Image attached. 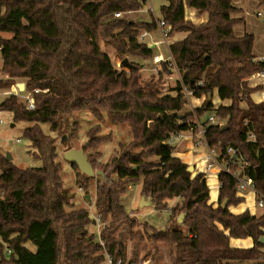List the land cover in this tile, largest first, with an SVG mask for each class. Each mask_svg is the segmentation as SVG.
Wrapping results in <instances>:
<instances>
[{"label": "trees", "instance_id": "obj_1", "mask_svg": "<svg viewBox=\"0 0 264 264\" xmlns=\"http://www.w3.org/2000/svg\"><path fill=\"white\" fill-rule=\"evenodd\" d=\"M161 1V19L171 28L168 36L187 34L169 45L180 77L176 95L146 87L139 65L129 63V72L116 70L101 50V43L112 47L122 61L127 56L152 58L153 51L139 38L142 31H155L157 20L111 19L118 12L140 11L145 1L0 0V34L11 35L0 36L1 72L6 77L0 80V89L23 81L25 92L40 90L33 93L34 110H27L18 99L22 93H12L0 103V111L11 113L14 123L29 124L22 137L30 143L31 158L41 163L19 168L0 158V264H102L104 251L115 263L124 264L129 244L128 264L137 263L141 246L146 250L142 259L150 264L159 261L163 247L168 250V264H264V214L256 217L249 210L238 214L230 210L244 199L229 175L220 176L218 205L209 203L204 175L188 172L168 143L172 134L189 130L194 122L190 113L179 115L186 104L182 85L194 87L203 80L194 95L204 97L197 118L217 106L215 115L226 120L223 127L207 129L210 144L219 150L241 147L250 164L248 175L264 196V103L251 98L264 85L251 88L248 82L264 70V61H254L255 37L234 35L237 21L231 15L236 9L231 0ZM259 5L264 9V0ZM188 10L206 21L187 20ZM163 69L171 72L166 64ZM77 114H89L96 122L82 148L93 169L101 173L86 176L69 163L85 193L95 188L100 221H110L100 233L104 246L88 235L89 212L71 203L57 151L59 140L67 144L77 137ZM106 120L129 127L132 141L109 163H101L97 149L109 139L99 135ZM251 134L254 140L248 141ZM88 150L94 153L86 154ZM138 182L141 196L158 211L167 210L169 200H180L166 230L138 222L125 209L123 195ZM225 200L227 206L222 208ZM247 239L253 246H233V241Z\"/></svg>", "mask_w": 264, "mask_h": 264}, {"label": "rangeland", "instance_id": "obj_2", "mask_svg": "<svg viewBox=\"0 0 264 264\" xmlns=\"http://www.w3.org/2000/svg\"><path fill=\"white\" fill-rule=\"evenodd\" d=\"M145 1L146 5L138 11L137 14H130L125 15L126 12H123L124 15L122 18H119V20L123 19L126 21L134 22L129 20H136V22H149L151 20H160V6L162 5L161 0H141ZM193 16L189 14V10L186 11V19L190 21H194L195 23H202L201 21H195ZM196 17V16H194ZM111 19H116L115 14L111 17ZM158 27V24H157ZM144 32V31H142ZM141 32V33H142ZM8 37L11 36L10 34H0V36ZM153 40L161 41V38L158 33H154L152 35ZM139 41L141 43H144V40L142 41L139 38ZM149 41V40H148ZM147 44V43H144ZM101 50L106 53L110 60L113 63V66L118 71H126L129 72L131 69L125 66L121 65L122 60L120 58H117L115 55V51L112 47L106 46L104 43H101ZM151 47V46H149ZM154 49L155 54L153 53L152 58L155 55L162 54L164 58H168L170 55L168 54L167 48L164 44H159L158 46H155ZM1 53V51H0ZM151 59L149 60H143V59H137L136 57H125V60L128 63H134L136 65L140 66V74H141V82L149 88L154 89L155 91H158L161 95H176V86L178 81L180 80L179 74L176 69L169 68V65L166 63H162L160 66H155L151 62ZM1 63L2 58L0 54V69H1ZM166 64L168 66V69L171 71L169 73L165 72L163 69V65ZM4 76H2V72L0 70V79ZM24 83L23 81H18L17 84ZM252 85L255 86L256 82H251ZM19 91L16 88V84L13 85L9 90L11 92H16L15 90ZM4 91L0 89V103L8 98V94H5ZM22 93L18 97V99L22 102L24 100L23 96L27 94V92H19V94ZM259 93H262L260 91ZM204 97H201L200 99H190L189 103L185 104L184 110L179 115L184 114H192L193 120H195V117L197 118L196 111L200 110L203 106ZM264 103V102H263ZM215 106L219 105L217 98L215 97L214 101ZM216 107H214L213 110L208 111L205 114V117L207 118L210 115L216 114ZM78 118L80 122V130L78 132V135L75 139H72L71 141H68L67 144L65 142H62L61 140L57 143V151L59 155V160L62 162L64 167V183L67 191L69 192L71 203L74 204L75 209L83 208L89 212V216L92 219V222L87 226V231L89 236L95 237V241H100V233L104 227H106L108 224H110V221L107 223H103L100 221L97 210L95 208V188H91L89 194L85 193L81 187L78 186L77 180H78V174L76 170L72 167V165L65 161L63 158V154L68 151L69 148L71 149H82L83 145L86 144L89 140L88 132L92 127H94V124L96 123L94 118L89 114H77L75 116ZM205 117L203 116L200 118V121H204ZM0 120L2 121V124H0V158L6 159L7 154H10L12 156V160L10 162L14 163L19 168H28V167H39L41 166L40 161L35 160L31 158V147L30 143L22 137V130L24 127H27L29 124L26 123H14L12 119V115L7 112L0 113ZM223 120V119H222ZM226 123V120H223ZM11 124L13 127H11ZM44 131L48 132V128L44 126ZM99 135H105L108 136L109 139L107 142L102 144L98 149V161L101 163H109L112 158L117 155L121 147L125 146L129 142L132 141V135L130 132L129 127L127 126H114L112 125L108 120L105 121L104 124H102ZM20 140V142H18ZM176 146L174 148V156L180 158L188 167L193 166L194 170L192 172V175L195 176L199 174V170L196 168L198 165V161L200 160L202 156V149H196L192 147L190 143V140L188 138H178L176 140ZM87 153H94L93 150L86 151ZM207 180V179H206ZM213 180V179H212ZM210 180L207 184L210 188L211 198L210 202L215 207L218 205V196L219 193L217 192L216 188V182ZM97 181L96 179L94 182ZM251 194V192H249ZM87 196H89V199H87ZM141 182H138L134 185H129L127 187L126 193L123 195L122 203L125 206V209L128 211L129 215L131 217H134L137 219L140 223H147L150 225L154 230L157 231H164L169 226V219L170 215L172 214V209L176 204L180 202V200H169L168 201V209L164 211H158L154 208L153 204L151 206H143L142 208L139 207V203L141 201ZM145 200L147 202H151L148 198L145 197ZM248 209H258L255 205H253L252 200H247ZM247 208V207H246ZM230 210L238 214L242 211L239 210V208H230ZM253 212V210H252ZM255 216H260L262 213H264V209H258V211H254ZM253 246L251 244L250 240H241V241H233V246L238 248H247L250 246ZM144 246L140 247L139 255L137 258L136 264H150V260H143L142 257L146 250L143 248ZM28 248L30 250H34L32 246L28 245ZM131 248L130 244L127 247V253H126V261L124 264H128L131 257ZM168 250L164 247L161 248L160 253V259L157 260L156 264H168ZM104 264V262L102 263ZM236 264H250L248 262H238Z\"/></svg>", "mask_w": 264, "mask_h": 264}, {"label": "built area", "instance_id": "obj_3", "mask_svg": "<svg viewBox=\"0 0 264 264\" xmlns=\"http://www.w3.org/2000/svg\"><path fill=\"white\" fill-rule=\"evenodd\" d=\"M124 15L123 12L115 13L116 19L122 18ZM258 17H263L261 12L257 13ZM158 27L162 30V37L167 39L169 36V32L171 30L170 26H168L164 20H157ZM149 34L147 32H142L140 35V39L143 41ZM1 51V47H0ZM151 62L153 65L160 66L162 63H166L169 65V68L175 69L173 60L171 56L168 58H164L162 54L155 55ZM251 81L259 80L264 83V70L252 75L250 77ZM204 85V81L200 80L194 87H186L182 85V95L186 103H189L190 99L195 98V90ZM15 95H18L20 91L15 90ZM40 92L39 89L33 91V93ZM47 92V91H44ZM33 93H27L23 96L25 108L27 110L35 109V102ZM8 94L9 93H5ZM0 124L2 121L0 120ZM225 122L218 118L215 114L210 115L207 118V122L200 121V119L195 117L193 124L190 129L185 132H180L178 134H172L168 140V143L172 146H176V140L178 138L184 137L190 140L192 147L196 149H202V157L198 161L197 169L199 170V174L204 175L205 179L210 182V179H214L216 181L217 191L222 188V182L220 181L221 175H229L236 181V188L238 195H241L244 192H251L256 200V207L258 209H264V196L261 195L256 187V183L254 180L248 175V169L250 168V164L248 162V158L246 154L243 152L241 147L228 146L223 150H219L218 147L212 146L207 137V129L210 126H218L223 127ZM254 136L249 135L248 141H253ZM20 142V140H18ZM100 244L104 246V242L100 239ZM11 250H6V255H10ZM105 257L104 264H121V261L115 263L112 257L106 252H103Z\"/></svg>", "mask_w": 264, "mask_h": 264}, {"label": "crops", "instance_id": "obj_4", "mask_svg": "<svg viewBox=\"0 0 264 264\" xmlns=\"http://www.w3.org/2000/svg\"><path fill=\"white\" fill-rule=\"evenodd\" d=\"M161 3L163 4V1H161ZM231 3H232V6L236 9V12L231 15V18L237 21V23L235 24V26L233 28L234 35L237 38H242L246 34L253 35L255 37L254 48H253L254 61H256V62L264 61V18L263 17L261 18V17L257 16L258 12H261L263 14V16H264V9L262 7H260V5H259L260 0H231ZM137 13H139V12L138 11L127 12V13H125V15L137 14ZM189 14L193 16L192 18L195 21H201V22H205L206 21V17L205 16H202L200 18L199 17H194L195 13L193 11H191V10H189ZM129 20L136 22L135 19L132 20V19L129 18ZM151 21L145 22V23H150ZM144 32H147V31H144ZM147 33L149 35L144 39V43H147L148 46H151L153 48H155V46H158L159 44H164L166 46V48H167V51H168L169 55H170V53H169V45H171L174 42L181 41L187 36L186 33H179V34L173 35L172 37H168L167 39H164L162 37V30L159 27H157V29L155 31L147 32ZM154 33H158L159 34V36L161 38V41L153 40L152 35ZM151 50L155 54L154 49L151 48ZM1 67H2V63H1ZM2 76H3V74H2ZM1 79H3V77ZM248 82H249V87H251V88L255 87L256 85H260V84L264 85V83L259 81V80L251 81L250 79H248ZM251 82H256L255 86L252 85ZM14 90H15V88H14ZM4 91H8V92H5V93H9L8 96H10L12 93H14V92H11L9 89L4 90ZM260 91H262V93H259ZM260 91H257V92H255V93H253L251 95V98L255 102H264V89L260 90ZM214 101H215V99H214ZM218 103H219V101H218ZM0 113H3V112L0 111ZM11 127H13L12 124H11ZM189 144H191V143H189ZM210 180H212V179H210ZM212 181H215V180L213 179ZM238 196L242 197L244 199V202L239 207H236V208H239V210L242 211V212L245 211V210H249L251 212V214L253 216H255V212L254 211H256V210L258 211V209H251L250 210V209H248L249 207H248V204H247V200L249 199V200H252L253 205L256 206V204H255L256 200H255L254 196L252 194H250L249 192H244V193H242L241 195H238ZM252 210H253V212H252ZM262 214H264V213H262ZM247 240H250V239H247ZM235 241H241V240H235ZM250 241H251V244H253L252 240H250ZM262 251L264 253V248L262 249Z\"/></svg>", "mask_w": 264, "mask_h": 264}, {"label": "water", "instance_id": "obj_5", "mask_svg": "<svg viewBox=\"0 0 264 264\" xmlns=\"http://www.w3.org/2000/svg\"><path fill=\"white\" fill-rule=\"evenodd\" d=\"M122 66L127 67L129 65V63L126 60H123L121 62ZM16 88L20 91L23 92L25 91V84L24 83H19L16 85ZM13 126V125H12ZM63 158L65 161L70 162L72 164H74L81 173H83L86 176H95L97 174H100L101 172H96L92 165L90 164V162L88 161V158L85 155V151L84 149H71L68 150L67 152H65L63 154ZM7 161H11L12 160V156L10 154H7L6 157ZM194 170L193 166H189L188 167V172L192 173ZM87 198L89 199V196H87ZM152 203L151 202H147L145 200V196H142L141 201L139 203V207L142 208L143 206H151ZM227 206V200H225L221 207L225 208ZM185 215L182 214L179 216L178 218V223L181 224L183 222ZM262 242H264V238L261 239Z\"/></svg>", "mask_w": 264, "mask_h": 264}]
</instances>
